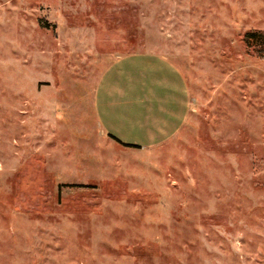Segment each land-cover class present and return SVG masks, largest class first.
<instances>
[{"label": "rangeland", "instance_id": "rangeland-1", "mask_svg": "<svg viewBox=\"0 0 264 264\" xmlns=\"http://www.w3.org/2000/svg\"><path fill=\"white\" fill-rule=\"evenodd\" d=\"M264 0H0V264H264ZM192 105L165 142L96 115L115 56Z\"/></svg>", "mask_w": 264, "mask_h": 264}, {"label": "crops", "instance_id": "crops-1", "mask_svg": "<svg viewBox=\"0 0 264 264\" xmlns=\"http://www.w3.org/2000/svg\"><path fill=\"white\" fill-rule=\"evenodd\" d=\"M98 82V123L121 144L165 142L187 120L192 105L189 84L182 70L161 53L115 56Z\"/></svg>", "mask_w": 264, "mask_h": 264}, {"label": "trees", "instance_id": "trees-1", "mask_svg": "<svg viewBox=\"0 0 264 264\" xmlns=\"http://www.w3.org/2000/svg\"><path fill=\"white\" fill-rule=\"evenodd\" d=\"M258 36L264 38V32H260V31H249V32H247L245 34V38L244 39H245L246 43L248 44L250 41H252L253 38H256ZM112 137H114V136H112ZM123 144L126 145V146L139 147V146H137L135 144H125V143H123Z\"/></svg>", "mask_w": 264, "mask_h": 264}]
</instances>
